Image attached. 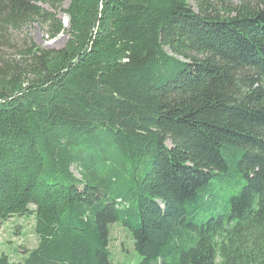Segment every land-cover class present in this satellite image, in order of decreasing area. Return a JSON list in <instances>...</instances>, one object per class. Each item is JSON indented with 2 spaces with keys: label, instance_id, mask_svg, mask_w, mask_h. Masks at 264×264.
I'll return each instance as SVG.
<instances>
[{
  "label": "trees",
  "instance_id": "1",
  "mask_svg": "<svg viewBox=\"0 0 264 264\" xmlns=\"http://www.w3.org/2000/svg\"><path fill=\"white\" fill-rule=\"evenodd\" d=\"M70 1L66 30L0 0V220L38 237L13 264H116L114 225L137 264H264V0ZM33 23L71 44L13 49Z\"/></svg>",
  "mask_w": 264,
  "mask_h": 264
},
{
  "label": "rangeland",
  "instance_id": "2",
  "mask_svg": "<svg viewBox=\"0 0 264 264\" xmlns=\"http://www.w3.org/2000/svg\"><path fill=\"white\" fill-rule=\"evenodd\" d=\"M241 0H234L239 3ZM70 0H62V6L56 11L59 19L63 22L66 30L70 29V17L66 12L70 7ZM54 12L50 7H46ZM5 40L12 45L13 49L23 50L25 47L41 49L46 51H60L71 44L72 37L68 32H63L55 37L51 35L50 27L46 24H22L4 28ZM172 147L169 142L167 144ZM77 177L79 173L73 170ZM31 209H35L34 206ZM213 214L207 213L197 219V223L203 222ZM36 220L34 215L27 217H13L8 221L0 220V257L7 256L10 263L21 261L25 250L33 249L38 244V237L35 234ZM131 234L119 226L112 228L111 250L116 264H137L139 256L131 245Z\"/></svg>",
  "mask_w": 264,
  "mask_h": 264
}]
</instances>
